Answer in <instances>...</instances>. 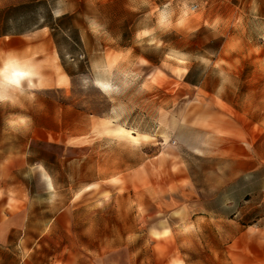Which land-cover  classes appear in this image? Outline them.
<instances>
[{"label":"rangeland","instance_id":"obj_1","mask_svg":"<svg viewBox=\"0 0 264 264\" xmlns=\"http://www.w3.org/2000/svg\"><path fill=\"white\" fill-rule=\"evenodd\" d=\"M9 53L43 78L0 104V182L27 185L34 222L128 199L139 172L130 264H264V0H0ZM147 168L169 182L150 199Z\"/></svg>","mask_w":264,"mask_h":264},{"label":"crops","instance_id":"obj_2","mask_svg":"<svg viewBox=\"0 0 264 264\" xmlns=\"http://www.w3.org/2000/svg\"><path fill=\"white\" fill-rule=\"evenodd\" d=\"M146 170L147 198L150 199L153 198L150 186L157 184L164 188L169 182L165 174H158L163 181H157L161 177L156 178L149 168ZM139 174L129 176L128 199L99 196L76 205V198L72 197L66 206L37 222L33 221L36 210L29 204L32 200L26 195L30 192L27 185L2 180L0 264H122L125 261L130 264L132 246L122 242L124 236L129 237L122 231L124 219L132 218V212L126 207L131 205L137 209L139 205ZM147 206H151L149 201ZM135 218L138 221L137 211Z\"/></svg>","mask_w":264,"mask_h":264},{"label":"clouds","instance_id":"obj_3","mask_svg":"<svg viewBox=\"0 0 264 264\" xmlns=\"http://www.w3.org/2000/svg\"><path fill=\"white\" fill-rule=\"evenodd\" d=\"M159 23L161 26L167 23V13L161 12ZM148 35L150 33L144 31L138 33L137 38ZM42 83L39 65L33 64L31 60L9 53L6 59L0 61V104L10 103L15 106L19 102L18 97L26 94L28 99H34L32 91L40 89ZM98 86L106 92L112 89L108 82H98ZM222 89L223 83L220 90ZM29 122L30 118L25 116H16L8 121L13 129L27 126Z\"/></svg>","mask_w":264,"mask_h":264},{"label":"snow or ice","instance_id":"obj_4","mask_svg":"<svg viewBox=\"0 0 264 264\" xmlns=\"http://www.w3.org/2000/svg\"><path fill=\"white\" fill-rule=\"evenodd\" d=\"M133 143H138V141L137 140H133ZM45 179H47V177ZM112 183L113 184H117V183H119V180L114 178ZM185 231H188V229H185ZM167 234H168L167 232L164 233V235H167ZM157 238H159V237H157Z\"/></svg>","mask_w":264,"mask_h":264}]
</instances>
